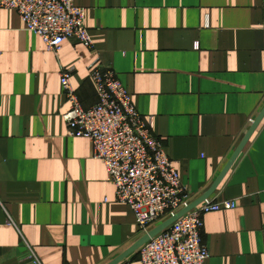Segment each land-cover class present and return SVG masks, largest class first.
<instances>
[{
    "label": "crops",
    "instance_id": "crops-1",
    "mask_svg": "<svg viewBox=\"0 0 264 264\" xmlns=\"http://www.w3.org/2000/svg\"><path fill=\"white\" fill-rule=\"evenodd\" d=\"M75 4L94 50L68 39L49 51L16 10L0 9V264H34L31 252L42 264H140L147 233L63 116L62 68L74 67L90 108L96 59L152 120L192 200L236 201L204 215L206 264H264V120L242 140L264 106V0Z\"/></svg>",
    "mask_w": 264,
    "mask_h": 264
},
{
    "label": "built area",
    "instance_id": "built-area-1",
    "mask_svg": "<svg viewBox=\"0 0 264 264\" xmlns=\"http://www.w3.org/2000/svg\"><path fill=\"white\" fill-rule=\"evenodd\" d=\"M0 9L16 10L49 51H58L68 39L95 48L85 24V9L75 0H0ZM73 71V66L61 70L70 106L63 116L70 134L91 141L93 156L105 164L116 187L117 202L131 207L141 231L148 234L159 222L189 206L193 196L182 184L162 140L153 135L152 120L137 110L115 71L100 59L92 63L90 77L98 102L90 108L83 107L71 83ZM236 206L233 200L198 203L141 246L140 264H206L210 252L202 235L204 215ZM30 258L42 264L34 252Z\"/></svg>",
    "mask_w": 264,
    "mask_h": 264
},
{
    "label": "water",
    "instance_id": "water-1",
    "mask_svg": "<svg viewBox=\"0 0 264 264\" xmlns=\"http://www.w3.org/2000/svg\"><path fill=\"white\" fill-rule=\"evenodd\" d=\"M264 111V110H263ZM257 122V121H256ZM257 126V124H256ZM200 202V200H195L193 201L189 206L185 207L183 210H181L179 213H177L176 215L170 217L166 222H164L162 225H160L158 228L154 229L153 231H150V233H148L142 243L144 244L146 241H148L152 236H155L156 234H158L159 232H161L162 230L166 229L171 223H173L177 218H179L181 215H183L184 213H186L188 210H190L191 208H193L195 205H197Z\"/></svg>",
    "mask_w": 264,
    "mask_h": 264
},
{
    "label": "rangeland",
    "instance_id": "rangeland-1",
    "mask_svg": "<svg viewBox=\"0 0 264 264\" xmlns=\"http://www.w3.org/2000/svg\"><path fill=\"white\" fill-rule=\"evenodd\" d=\"M263 110H264V106L260 110V112L257 114V116L255 117V119H253L250 127L247 129V131L245 133V136L243 137L242 140L247 139L246 141H248L249 140V137L254 134V132L256 131V129L262 123V121L264 120V111ZM256 124H257V126H256Z\"/></svg>",
    "mask_w": 264,
    "mask_h": 264
}]
</instances>
